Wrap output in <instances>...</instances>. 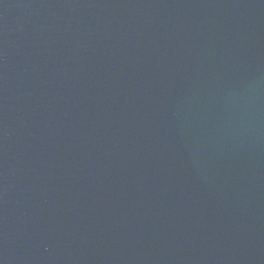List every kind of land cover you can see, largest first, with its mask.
Returning a JSON list of instances; mask_svg holds the SVG:
<instances>
[{
  "label": "water",
  "instance_id": "obj_1",
  "mask_svg": "<svg viewBox=\"0 0 264 264\" xmlns=\"http://www.w3.org/2000/svg\"><path fill=\"white\" fill-rule=\"evenodd\" d=\"M0 264H264V0H0Z\"/></svg>",
  "mask_w": 264,
  "mask_h": 264
}]
</instances>
